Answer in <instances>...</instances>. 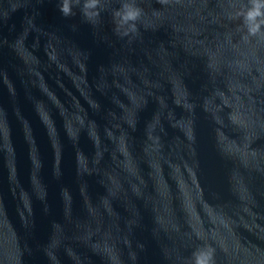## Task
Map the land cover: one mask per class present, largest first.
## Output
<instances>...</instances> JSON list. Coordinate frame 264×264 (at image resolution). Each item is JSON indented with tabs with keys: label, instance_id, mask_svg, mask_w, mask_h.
<instances>
[{
	"label": "water",
	"instance_id": "water-1",
	"mask_svg": "<svg viewBox=\"0 0 264 264\" xmlns=\"http://www.w3.org/2000/svg\"><path fill=\"white\" fill-rule=\"evenodd\" d=\"M252 2L0 0V264H264Z\"/></svg>",
	"mask_w": 264,
	"mask_h": 264
},
{
	"label": "clouds",
	"instance_id": "clouds-1",
	"mask_svg": "<svg viewBox=\"0 0 264 264\" xmlns=\"http://www.w3.org/2000/svg\"><path fill=\"white\" fill-rule=\"evenodd\" d=\"M101 0H63L61 11L65 15L73 14V9L79 7L83 15L91 22H95L100 14ZM140 15V9L134 8L131 4L125 3L121 9H117L114 16L117 18L118 25L124 22L134 20ZM248 19H255L256 24L252 29L258 30L264 24V0H253L251 4V11L247 13ZM45 123L49 129L52 127V122L47 116L44 117ZM92 125L85 122L83 118L78 115H73L67 118L65 125L68 138L73 142L78 141L79 134L82 130L91 133ZM198 264H211L209 258L205 257L198 261Z\"/></svg>",
	"mask_w": 264,
	"mask_h": 264
}]
</instances>
